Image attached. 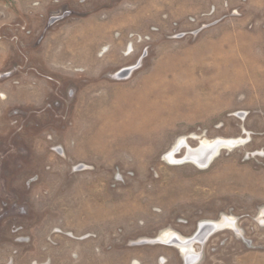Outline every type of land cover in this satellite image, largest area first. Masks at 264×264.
<instances>
[{
  "label": "rangeland",
  "instance_id": "obj_1",
  "mask_svg": "<svg viewBox=\"0 0 264 264\" xmlns=\"http://www.w3.org/2000/svg\"><path fill=\"white\" fill-rule=\"evenodd\" d=\"M0 264H264V0H0Z\"/></svg>",
  "mask_w": 264,
  "mask_h": 264
},
{
  "label": "bare ground",
  "instance_id": "obj_2",
  "mask_svg": "<svg viewBox=\"0 0 264 264\" xmlns=\"http://www.w3.org/2000/svg\"><path fill=\"white\" fill-rule=\"evenodd\" d=\"M231 143L232 141H227L222 139L212 142L204 140L201 142L199 147L195 149L192 148L188 149L186 154V160L193 161L196 163H201L205 160L210 159L214 155V153L217 152V150H219V148H221L223 145L231 144Z\"/></svg>",
  "mask_w": 264,
  "mask_h": 264
}]
</instances>
